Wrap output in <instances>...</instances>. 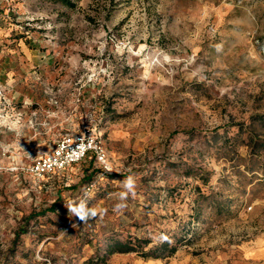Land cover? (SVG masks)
Returning a JSON list of instances; mask_svg holds the SVG:
<instances>
[{
	"label": "rangeland",
	"instance_id": "obj_1",
	"mask_svg": "<svg viewBox=\"0 0 264 264\" xmlns=\"http://www.w3.org/2000/svg\"><path fill=\"white\" fill-rule=\"evenodd\" d=\"M74 1L0 0V264H245L264 248V0ZM84 120L111 171L30 172ZM81 199L103 217L72 216ZM164 236L175 253L111 252Z\"/></svg>",
	"mask_w": 264,
	"mask_h": 264
},
{
	"label": "built area",
	"instance_id": "obj_2",
	"mask_svg": "<svg viewBox=\"0 0 264 264\" xmlns=\"http://www.w3.org/2000/svg\"><path fill=\"white\" fill-rule=\"evenodd\" d=\"M6 91V86L0 82V99L11 103L7 98ZM80 98L81 95H79L77 100L81 101ZM21 103V107H26L29 104L25 100H22ZM48 103L54 104L58 103V101L54 97H50L48 98ZM23 117L24 111L21 109L17 114L19 123L22 122ZM78 127L79 129L76 131L68 130L62 134L55 141L50 152L41 154L33 161L29 166L30 172L39 176L57 173L87 157H93L96 162L108 169V156L102 144L100 133L85 120Z\"/></svg>",
	"mask_w": 264,
	"mask_h": 264
},
{
	"label": "clouds",
	"instance_id": "obj_3",
	"mask_svg": "<svg viewBox=\"0 0 264 264\" xmlns=\"http://www.w3.org/2000/svg\"><path fill=\"white\" fill-rule=\"evenodd\" d=\"M82 147V146H81ZM111 171V169H106ZM122 190L115 195L118 202L113 206L114 212H122L127 208V201L130 197L136 196V181L132 175L127 176L124 180L120 181ZM85 198L88 197V193H85ZM69 212L72 216L77 217L81 222L87 223L89 219H95L98 215L102 218L106 210L98 211L95 207H88L87 200L81 199L80 202L67 204ZM163 240H167V237H162Z\"/></svg>",
	"mask_w": 264,
	"mask_h": 264
},
{
	"label": "trees",
	"instance_id": "obj_4",
	"mask_svg": "<svg viewBox=\"0 0 264 264\" xmlns=\"http://www.w3.org/2000/svg\"><path fill=\"white\" fill-rule=\"evenodd\" d=\"M59 1H61L63 4L68 5V6H75L74 0H59ZM91 160H92V162L90 165H93V160H95V159L92 157ZM93 171L96 172L97 169L94 168ZM89 176L92 177V173ZM54 208H55V206H51L50 208L44 210L42 214H44L47 211L52 210ZM20 233H22V232H18L17 237L20 236ZM170 244H171L170 240L168 239L167 241H164V242L160 243L159 245H157L155 247V249H150V250L146 251V250H144L143 247H138L137 245H128L127 246L125 243H119L118 249L112 250L111 252L114 253L116 251H119V252L138 251L145 257H151V256L160 257V256H163V254L156 252L157 250H160V249L167 250L169 252V254H173L176 252V250H177L176 245H170Z\"/></svg>",
	"mask_w": 264,
	"mask_h": 264
},
{
	"label": "crops",
	"instance_id": "obj_5",
	"mask_svg": "<svg viewBox=\"0 0 264 264\" xmlns=\"http://www.w3.org/2000/svg\"><path fill=\"white\" fill-rule=\"evenodd\" d=\"M253 251H255V252H251L250 254L247 255V257L249 259L247 260V262L245 264H256V263H253L254 261L252 259H255V258L259 257L260 256V253L262 251L264 252V248L262 247V249L260 248L258 250L257 249H254Z\"/></svg>",
	"mask_w": 264,
	"mask_h": 264
}]
</instances>
